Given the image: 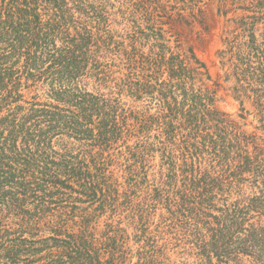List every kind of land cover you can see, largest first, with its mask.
Masks as SVG:
<instances>
[{
  "label": "trees",
  "instance_id": "1",
  "mask_svg": "<svg viewBox=\"0 0 264 264\" xmlns=\"http://www.w3.org/2000/svg\"><path fill=\"white\" fill-rule=\"evenodd\" d=\"M112 7L0 0V264H264V0H219L220 15L243 13L227 19L215 80L153 19L121 11L130 31L115 30ZM220 89L257 130L219 110ZM157 151L160 187L138 202Z\"/></svg>",
  "mask_w": 264,
  "mask_h": 264
},
{
  "label": "rangeland",
  "instance_id": "2",
  "mask_svg": "<svg viewBox=\"0 0 264 264\" xmlns=\"http://www.w3.org/2000/svg\"><path fill=\"white\" fill-rule=\"evenodd\" d=\"M112 3V11L115 13L113 16V19L115 23L113 24V27L115 30H118L122 33L129 32L131 23L126 20V18L130 17V12L136 11V15L133 19H138L143 23V25H147L146 21H150V19H153V21L156 22L157 27H162L163 30H165V35L167 39H171V42L169 43L171 46H176L178 43L181 45V47L186 50H193L197 57L205 62L207 66L210 69V73L215 80L217 77V74H222L223 71L220 69V62L219 58L217 56V51L224 47V37L226 36L225 30H226V23L227 19L234 17V16H240L243 11H231L228 16L220 15L218 12L219 9V0H194L193 2H190V0H159L160 4L151 2L150 0H110ZM158 1V0H154ZM164 3L168 4L166 8H164ZM194 3V4H192ZM160 5V8H157ZM191 6H194L195 8H190ZM129 9V10H128ZM137 9V10H136ZM148 9L150 12L147 13L145 10ZM127 11L126 18L122 17L121 11ZM191 11L196 16L191 15ZM182 13L184 16L183 18H178V14ZM151 14L153 16H151ZM180 19H182L180 21ZM151 25V24H149ZM143 26V27H144ZM148 31V30H147ZM152 33L150 30L148 31ZM152 35V34H151ZM153 38L151 37L150 42L148 45H145V50H148L150 46L152 45ZM147 43V42H146ZM213 81H208V84L212 89L215 88L213 86ZM222 83L224 86H227L223 80ZM91 88V86H90ZM104 92H109L110 90L103 89ZM42 94L41 101H46V96L43 94L42 91H40ZM35 91H29L26 94V99L32 100V96L35 95ZM218 101H217V107L220 111L226 112L228 114L232 115V118L238 121L241 124H244V130L248 133H251L255 130H257L256 126L258 124L257 120H255L254 114H249L247 120H243L240 118L239 114L241 112V104L239 101H237L234 96L230 93V91L220 89L218 91ZM123 102L126 103V106H132V108H137L135 110L144 111L147 105H152L151 112L155 113L158 109H156V104L154 101H151L149 97L143 98L141 101H136L134 98L124 94L122 96ZM152 103V104H151ZM248 110L253 111L251 109V105H246ZM258 134L261 135V131H258ZM57 140H55V148H59L57 145ZM123 141L118 142L115 144L114 149L111 150V153H117L121 151L120 153V161L125 162V156L124 153L126 151V146L122 145ZM129 144H132L130 142ZM108 154V153H107ZM161 155L160 151H157L155 153H151V155H148L146 157V178H148V182L142 186L140 191H138L139 198L136 199V201L143 200L146 196V192L149 191V193H152V188L160 187V180H161ZM126 166V165H124ZM116 165H112L111 169H115L116 173L118 175H122L123 171H121L120 168H116ZM121 181H124L125 179L120 177ZM137 198V197H136ZM148 204V203H147ZM146 205V203H145ZM162 205L158 204V206L153 209L150 208V221L151 226L150 229H155L157 225L160 224L162 221L161 214L164 213L162 208L160 207ZM105 216L103 217V219ZM123 218V216H122ZM118 219V217H117ZM124 220V226H127L129 228V232L132 234L133 229L132 226H130V222L128 218H123ZM167 237V236H165ZM159 245L162 243L163 240L157 237ZM172 248V245L170 246V249ZM172 256V261L177 263L178 257L177 252H170ZM174 253V254H173ZM136 261V259H134ZM133 264V263H132Z\"/></svg>",
  "mask_w": 264,
  "mask_h": 264
}]
</instances>
